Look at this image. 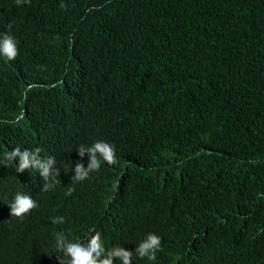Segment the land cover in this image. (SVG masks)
Returning <instances> with one entry per match:
<instances>
[{"label":"trees","instance_id":"obj_1","mask_svg":"<svg viewBox=\"0 0 264 264\" xmlns=\"http://www.w3.org/2000/svg\"><path fill=\"white\" fill-rule=\"evenodd\" d=\"M5 32L0 264H59L56 234L90 229L133 252L158 235L132 264H264V0H0ZM97 140L118 162L72 181ZM16 147L55 158L54 189L3 166ZM17 192L38 205L23 219Z\"/></svg>","mask_w":264,"mask_h":264},{"label":"clouds","instance_id":"obj_2","mask_svg":"<svg viewBox=\"0 0 264 264\" xmlns=\"http://www.w3.org/2000/svg\"><path fill=\"white\" fill-rule=\"evenodd\" d=\"M31 0H15L17 5L30 3ZM63 7V5H61ZM9 30L12 24L8 25ZM17 42L13 35L8 32L0 34V56L7 60H15L18 56ZM53 84L51 87H55ZM35 85H29L24 91V99H27V93ZM23 119V113L15 116L13 123L18 124ZM40 149L21 150L19 147L12 149L4 154L3 166L8 167L12 162L18 159V166L15 167L17 173H23L25 170H35L43 180L41 191L48 192L54 189L59 183L57 176L59 172L55 169V158H41ZM78 156L83 159L87 154V166L79 161L72 168L74 175L71 180L82 182L89 177L92 172L99 171L101 160L108 165H115L118 161L114 146L103 140L94 141L90 146L80 145L77 148ZM10 216L23 219L32 210L38 207L35 197L29 193L17 192L12 201L8 203ZM54 225L65 223L63 216H57L51 219ZM55 248L62 255L58 257L59 264H132L133 257L141 259L147 258L149 261L156 260V253L161 250V238L153 233H148L138 245L134 252L126 250L122 246L107 245L102 242L101 234L93 232V229L87 231L78 242L70 240L64 232H58L55 236Z\"/></svg>","mask_w":264,"mask_h":264}]
</instances>
